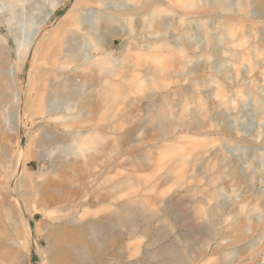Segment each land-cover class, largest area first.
<instances>
[{
	"label": "rangeland",
	"instance_id": "obj_1",
	"mask_svg": "<svg viewBox=\"0 0 264 264\" xmlns=\"http://www.w3.org/2000/svg\"><path fill=\"white\" fill-rule=\"evenodd\" d=\"M36 2L14 21L25 54L0 9V44L30 104L22 142L0 118L4 264H38L33 239L48 264L65 226L79 230L71 253L82 264H165L173 255L158 247L170 242L187 264H264V0ZM66 38L72 54L57 46ZM56 73L86 84L64 117L38 100ZM21 146L26 166L14 161ZM140 199L159 216L147 234ZM162 224L169 234L153 242Z\"/></svg>",
	"mask_w": 264,
	"mask_h": 264
},
{
	"label": "bare ground",
	"instance_id": "obj_2",
	"mask_svg": "<svg viewBox=\"0 0 264 264\" xmlns=\"http://www.w3.org/2000/svg\"><path fill=\"white\" fill-rule=\"evenodd\" d=\"M56 1H58V0H56ZM0 2H1L0 9L5 10L4 14L2 15L3 22H5V24L8 25V27L10 29L9 31L12 33V36L14 37L18 48L22 50V47H24L23 48L24 54L27 53V50L29 49V45H24L23 42L17 37L14 21L17 18V15H20L22 12L24 13V11L28 12L30 15L32 13H34V11L37 9L38 3L36 2V0H0ZM49 18H50V16H49V14H47V19H49ZM37 32H38L37 30H36V32L33 31V35ZM57 42H58L57 46H58V48L59 47L61 48L62 52L67 53V54L73 53V51H74L73 42L70 39H68V38H66L65 40H59L58 39ZM31 43L34 44L35 40H33ZM7 44H8V42H4L3 44H0V118L4 119V123H5L4 127H7V129H10L13 131L14 130L18 131L17 132L18 136L20 138V141L22 142L24 134L22 131H20L21 129L20 130L17 129V125H18L19 117H21L20 116L21 113H23V111H25V110H28V108H29L28 106L30 104L28 105V103L26 101L21 100L20 92L17 91V89L15 87V85L17 83L18 76H19V71L17 70V68L15 67V64L13 62L7 60V56L9 55V54L7 55ZM50 46H51V41L46 40V43L36 44L37 48L35 47L34 51L38 54L42 50L47 49ZM18 58L20 59V53H18ZM19 67H21V66H19ZM58 67L59 68H61V67L67 68L66 64H64V63L58 64ZM106 71L108 73L114 72L113 67H111V66L107 67ZM10 83L12 85H10ZM85 86H86V84H85L84 80L77 81V80H75L74 76L70 73H65V74L56 73L53 76L49 77L48 83H47L45 89L43 90L42 97L40 99H38L39 102H41L40 103L42 105L41 108L42 107L44 108L43 114H45L47 116H52V115H56V113H57L56 111H58L59 109H61V110L63 109L64 113H61V116L62 117L67 116L68 112H70L73 109V107L76 105V103L78 102L79 97H80L83 89L85 88ZM114 91L117 93L116 89H114ZM110 99H112L111 101H114L116 99V95L113 94ZM27 112H29V111H27ZM9 116L12 118V121L9 120L10 119ZM184 125L187 126V123H185ZM48 135L46 133L41 135V139L39 141L41 146H46L47 148H49L50 143L48 140V138H49ZM121 139L123 140V142H127V144L130 143L132 141L130 138V131L123 133L121 135ZM28 160H29V155L25 151V149H23V146H21L19 151L14 156V161H15V163H20L23 166L24 165L26 166L28 163ZM203 165H204L203 166L204 168L212 169L215 167V165H217V158L212 157L211 160L205 161V163H203ZM15 166H16V164H15ZM17 167H19V166H17ZM18 169H20V168H18ZM12 175H13V173H12ZM14 178H16V177H14ZM101 181H102V179H101ZM117 186H119V184H117ZM2 198H3V196H2ZM85 199L86 198H84L83 201ZM140 202L142 203L141 199L138 201V205L135 207L136 209H134V211L139 210V212L142 215H144V219L146 222L141 227L142 228L141 233L147 234L150 232V227H151L150 224H151L152 220L155 218L157 219V217H159V216H158V213L156 212V210L151 209L147 206H144V204L142 203L143 204L142 205ZM0 207H1V205H0ZM164 209H165V207H164ZM22 214H23L22 216H23V220H24L23 225H25V229H26L27 233L31 235L32 230H31V226H30L29 217L26 215V213L24 211H22ZM121 216H124V215H120V217ZM118 221H119V219H118ZM115 222H116V220H115ZM131 222H134V221L131 220ZM1 223H4V222H1ZM1 223H0V233L2 231H4L6 228L5 224L2 225ZM135 226H137V225L135 224ZM167 226L168 225L162 224V226L158 227V230H159L158 233L157 234L155 233L152 236L153 242H158L169 234V231H168L169 226L168 227ZM171 226L173 227V225H171ZM58 229H60V228H58ZM102 231H104V230H102ZM139 231H140V229H139ZM77 234H79V230H76V228L73 226L72 227H68V226L62 227V229H60V231H58L57 234H55V237H54L53 241L51 242V244H48V246L46 248L48 251L47 263L48 264H82L81 260H79V259L76 260L77 255H75V258H74L73 254L71 253L72 248L75 247L74 240L77 239L76 238ZM0 240H2V238H0ZM33 242L35 243V251H36V254L38 257V264H45V256H44L45 251L42 250V248L38 245V243L34 239H33ZM95 242H97V240ZM107 246H109V245H107ZM158 250H159V252H161L163 254L165 253L166 250L167 251L170 250L169 252H171V254L173 255V258H165L164 259L165 264H171L173 262L174 263L176 262L177 264H187V259H186L184 252L180 249V247H178V244H176L175 242H170V243H167L166 245H163V246L159 245ZM1 254H2V251H1V245H0V264H4V262L6 260L3 258V256H1Z\"/></svg>",
	"mask_w": 264,
	"mask_h": 264
}]
</instances>
